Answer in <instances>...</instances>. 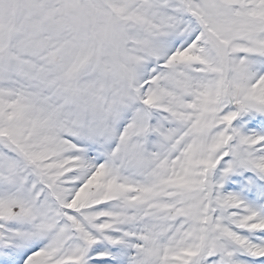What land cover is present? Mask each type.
Segmentation results:
<instances>
[{"label": "snow or ice", "instance_id": "1", "mask_svg": "<svg viewBox=\"0 0 264 264\" xmlns=\"http://www.w3.org/2000/svg\"><path fill=\"white\" fill-rule=\"evenodd\" d=\"M0 264H264V0H0Z\"/></svg>", "mask_w": 264, "mask_h": 264}]
</instances>
